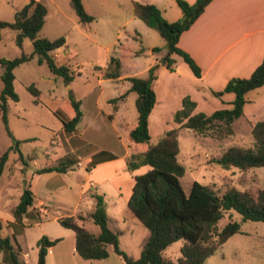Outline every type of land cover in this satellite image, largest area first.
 Masks as SVG:
<instances>
[{"label":"trees","instance_id":"obj_1","mask_svg":"<svg viewBox=\"0 0 264 264\" xmlns=\"http://www.w3.org/2000/svg\"><path fill=\"white\" fill-rule=\"evenodd\" d=\"M211 1L195 0L191 3L187 0H177L183 15L173 22L168 21L156 5L133 2L134 15L147 26L158 31L166 40L168 49V54L161 59L160 63L149 68L147 77L128 76L127 79L131 83L130 88L119 97L112 99L113 103H117L121 99H126L130 92L137 93L138 118L128 127L127 143L131 153L127 157V170L133 172L145 165H149L150 169L135 176L128 204L133 213L150 230V234L143 244L140 256L134 258L129 255L120 246V232L109 225L110 216L104 195L91 192L90 195L95 201L93 209L87 212L79 211L76 215H65L58 219L61 225L75 232L76 250L86 260L106 259L110 255V248H113L125 264H204L231 236L241 232L242 224L234 220L233 211L241 214L242 221H264V187L251 186L240 190L234 186H226L225 190L220 192L214 185L195 180L187 194L181 183L186 167L179 160V131L181 128L191 129L202 137L212 136L218 140H232L235 134L234 124L244 115L246 94L264 85V60L251 76L233 77L224 89L213 91L217 97L233 92L235 99L231 107L218 109L211 114L195 112L197 103L190 96H185L182 107L174 113V121L179 126L166 130L157 137V140H153L150 133L149 117L157 102L155 82L161 66L174 71L176 60L172 55H178L189 64L197 77L202 74L197 62L189 53L181 49L178 43L182 33L193 25ZM71 4L83 24L95 20V17L85 9L82 0H71ZM29 8H32L30 14H21ZM47 12L48 9L44 2L33 0L29 6L16 14L13 21L0 20V38H2L1 31L10 28L18 31L17 44L19 46L23 45L27 37L32 40L34 46L33 51L28 54L22 52L20 56L14 58L0 57V66L3 69L1 75L3 88L0 93L2 120L13 142V149L19 151V157L25 165L29 162L20 150V145L26 140L17 139L9 127V100L15 102L20 100L14 84L15 69L22 63L38 57L40 63L47 62L54 74L62 76L66 85H71L75 78L72 67L59 64L54 57V52L66 44V37L49 39L40 36ZM132 37L140 43V48L135 51L134 55L144 54L147 49L142 43L141 34L135 31ZM160 50L159 46L152 48L153 52ZM95 68L102 70V76L105 78H119L123 75L121 60L115 57L111 58L107 69L101 66ZM28 90L34 96V103L39 104L40 90L34 83L28 86ZM69 97L76 112L75 116L70 118L63 110H56L54 113L62 121L65 131L72 134L77 131L84 113L81 101L76 99L72 92ZM114 110H118L116 104ZM110 119H114V116L110 115ZM251 134L254 141L251 147L231 145L220 153L215 162L225 169L236 167L242 171L264 166V120L258 121L253 126ZM9 154L10 150H7L0 157V180ZM76 163H78L77 158L66 155L59 163L37 168L35 172L39 174L53 171L65 173ZM34 203L35 194L31 183L28 182L23 187L18 203L11 209L14 218L11 226H14L16 231L19 226L24 227L25 218H33L36 215L31 209ZM226 213H229L231 218H228L225 224L220 225ZM87 220L96 224L99 231L90 230L85 225ZM16 231L12 235L0 237V251L5 253L11 264H28L21 258V246L17 240ZM180 239L183 240L180 256L174 259L166 255L165 250ZM59 240L60 238L50 239L47 235H43L38 240L37 264H46L48 248Z\"/></svg>","mask_w":264,"mask_h":264},{"label":"rangeland","instance_id":"obj_2","mask_svg":"<svg viewBox=\"0 0 264 264\" xmlns=\"http://www.w3.org/2000/svg\"><path fill=\"white\" fill-rule=\"evenodd\" d=\"M60 1L63 7L60 13L55 11L54 5L49 1L52 13L48 18L44 31L50 34H58L57 37L66 36V45L61 48L57 61L60 64H67L72 67L75 73L73 82L71 85H66L62 76L54 74L46 62L40 64L37 57L15 69V89L20 96V100L10 102L9 127L15 136L27 139L22 143L20 150L26 156L27 154L34 155L26 157L30 169L59 163L66 152L70 150V146L74 145V140H66L65 136L62 135L63 123L55 113L46 105L34 103V96L28 90L30 84L35 83L36 87L41 89L47 98L54 101L53 105L59 101L62 107L66 102L70 103L69 95L72 92L76 99L84 100V106H86L89 116L93 118L97 104L106 113L114 112L108 103L109 97L118 96L126 92L125 90L131 86L129 80H105L99 83L98 71L95 68L97 65L105 68L111 56L121 60L123 74L147 77L148 71L145 70V67L153 58L151 47L167 48L166 40L159 32L137 18L130 6L128 8L123 7L122 11H112L110 9L112 12H101L99 9L96 19L90 24L91 28L87 29L90 34L87 35L88 37H83L75 27V22L78 23L79 18L70 4V0ZM106 1L108 5H113L115 0ZM23 13L24 11L21 14ZM130 18L132 20L128 22L127 20ZM0 19L13 20L14 15L0 13ZM123 22L125 25H122ZM135 30L139 31L142 43L147 48V53L139 56H135L134 53L140 48V43L133 39H126L129 32ZM67 32L69 37L65 34ZM17 34L18 31L16 30L3 29L2 38L0 39V57L14 58L20 56L22 52L28 54L33 51V42L28 37L24 39L22 46L17 44ZM2 71L3 69L0 66V73ZM0 86L1 89L3 87L1 78ZM136 98L137 93L130 92L123 102L121 114H119V117L126 118L125 121L129 123L127 127L126 122L119 117L116 118L112 126L107 125L108 129L114 133L112 141H97V143H94L95 146H105L108 144L107 142H111V149L120 156L125 149L130 148L127 143L129 137L127 128L130 124L136 122L138 118ZM236 129L234 139L240 142L243 137L241 142L244 143V146H248V136L245 135L244 131H241L240 126H237ZM91 132L88 131L87 136H90ZM153 140H157L156 135L153 136ZM179 141V160L186 167V173L181 178V183L187 194L190 192L191 185L195 180L207 185H214L220 192L224 191L226 186H234L240 190L246 188V185H242V180L245 177L240 176L242 170L236 167L225 169L215 162L220 153L231 144L228 143V139L218 140L212 136L202 137L195 134L191 129L181 128ZM12 147L13 142L2 120V110L0 108V155L4 151H11V157H9L2 176L3 180H6L5 176L10 169L15 170L21 165L23 166V174L17 176L19 185H1L0 187V211L4 216L10 218H12V206L18 203L20 199L22 193L21 180L25 177L28 169V165L22 163L19 151L14 150ZM90 148L91 145H86L79 154L86 152V150H92ZM131 149L133 150L132 147ZM68 155L75 158L77 156L75 153ZM84 161L83 159V165L79 166L76 163L68 172L59 173L54 178L49 179V185L53 186L54 191L46 200L47 206H50V212L44 218L36 214L33 218H25L24 227L19 226L17 231L14 226L12 227L14 232L16 231L17 240L23 248L21 254L28 250L33 255V264H35V255L37 256L38 248L36 239L41 227L48 228L54 225L61 227L54 220L55 216L76 215L79 211L87 212L90 208L93 209L95 201L90 195L91 192H99L104 195L110 216L109 225L112 229L120 232L121 248L134 258H138L141 254L143 244L149 236L150 230L137 216L131 219L125 214V210L129 209L123 196L126 191H122V194L116 186L124 185V187H127V185H131V180L130 182L123 178L114 181L106 180L100 184L99 188H90V192L87 194L86 191L84 192L83 187L85 184L92 185V179L88 177L89 171ZM234 171L235 173H233ZM231 178H233V181ZM44 180H46V177ZM246 184L252 185L253 183L247 179ZM232 213L234 214H232L234 220L241 222L242 230L231 236L215 252L217 254L212 260H208L210 257L207 259V263L264 264V221H242L239 212L233 211ZM230 216L229 213H226L220 225L225 224L226 220L231 218ZM88 227L93 231L98 230V226L94 223L89 224ZM182 244V239L173 242L165 250V254L177 259L181 254ZM222 253L226 254L225 257Z\"/></svg>","mask_w":264,"mask_h":264},{"label":"crops","instance_id":"obj_3","mask_svg":"<svg viewBox=\"0 0 264 264\" xmlns=\"http://www.w3.org/2000/svg\"><path fill=\"white\" fill-rule=\"evenodd\" d=\"M41 1L47 6L48 12L45 18V24L41 30L42 33L40 32V36L49 39L58 38V34H50L48 32L46 33L44 31V27L46 26L48 18L52 13L49 1L52 2L57 13H60L63 10L61 1ZM82 1L87 12L93 15L95 19L99 9L101 12H109L111 11L110 9H112V11H122L123 7L128 8V6H130V8L133 10L134 1L156 5L161 9L163 16L170 22L180 19L183 15V11L177 3V0H115L113 5H108L106 0ZM187 1L191 3L195 2V0ZM30 4L31 0H0V13H9V15H14L15 19L16 14ZM27 10V14L32 12V8ZM131 20L132 19L130 18L127 21L129 22ZM92 22L83 24L79 19L78 23L75 22V27L79 30V33L83 37H88L87 35L90 33L87 32V29L91 28L90 24ZM122 25H125L124 22ZM135 31L129 32V36L126 39H133L132 35L135 33ZM65 34L67 37H69L68 32ZM178 45L181 49L185 50L193 57V59L200 66L202 74L200 77H197L193 73L189 64L178 55H172V57L176 60L174 64V71L167 69L165 66H161L158 73V78L155 82L157 102L149 117L150 133L152 137L154 135L158 137L166 130L179 126L178 123L174 121V113L182 107V101L185 96H190L197 103L195 112H205L207 114H211L218 109L232 106L231 103L235 99V94L233 92H227L221 97H217L213 94V91H220L224 89L228 81L233 77L251 76L253 71L264 60V0H212L207 5L205 11L193 23V25L182 33ZM61 48L54 52L56 61L57 57L60 56ZM152 48L153 47H151L153 58L145 67L146 71H149V68L154 64L160 63L161 59L168 54L167 48H161L159 52H153ZM145 53H147V50ZM111 58L112 57L110 56L109 62L104 69H107V67L110 65ZM97 71L99 83H102L105 80L124 81L128 80V76H131L123 74L119 78H105L102 76V70ZM1 75L2 73H0V78ZM2 88L0 89V93ZM129 88L130 87H128L127 90ZM39 90V104L46 105L53 112L56 110H63L70 118L75 116L76 112L71 104V101L70 103L66 102L63 105L64 108L61 106L59 101L53 105L54 101L47 98L41 89ZM122 94L123 93L119 94L118 96ZM118 96L113 95L108 99V103L111 105V108L114 112L106 113L102 110L101 106L97 104V109H95L93 113V118L89 116L87 108L84 106V100L79 99L81 101V108L83 110L84 117L78 125L77 131L69 134L65 131L64 126L61 130L62 135L65 136L66 140H74V145L70 146V150L66 152V155L75 153L77 155L76 158L78 160L79 166L83 165V159L85 160V166L89 171L88 177L92 179V185L85 184L83 187L84 192L86 191L88 194L90 192V188H99L100 184L106 180L114 181L118 180L119 178H123L129 180V182L131 180V185H127V187H124V185L116 186L118 187L120 193H122L124 190L126 191L125 194H122L125 198V201L128 203L132 194L135 176L147 172L150 169V166L145 165L133 172H129L127 170V157L131 153L129 149H125V151L120 156V154L115 153L111 149V142H107L108 144L105 146L94 145V143H97V141L105 142L104 140L110 141L112 137L114 138V133H112L113 131H110L107 125L112 126L115 119L119 117V114H121V108L125 99L116 103L118 107L117 111L114 110L115 103H113L111 100ZM246 99L247 102L244 106V115L235 122V134L233 135V140L228 141V143H231L228 145V147L235 144L244 146V143L241 142L243 137L241 138L240 142L234 139L237 126H240L241 131H244L245 135L249 138L248 146L245 147H251L254 142L251 134L253 126L258 121L264 120V85L250 90L246 94ZM11 101L13 100H9V104ZM110 115H113L114 119H110ZM119 118L126 122L125 117L120 116ZM127 124L129 123L126 122V127ZM88 125L90 126L88 127ZM88 131H92L90 136H87ZM127 131L129 133V128H127ZM15 137L20 140H27L22 137ZM86 145H91L92 150H86V152L79 154V152L82 151L81 149L86 147ZM24 156L28 158L34 155L27 154L26 156L24 154ZM9 157H11L10 154ZM48 165L49 164L46 166ZM44 166L45 165L37 166L33 169H30L31 167L28 165L26 175L21 180L22 191L24 185L28 184V182L31 183V188L35 194V203L31 209L32 211L34 210V213H38V215L42 216L43 218L50 212V206H47L46 200H48V197L54 191L53 186L49 185V179L54 178V176L60 173L56 171L42 174L35 172L37 168ZM22 169V165L15 170L10 169L9 173L5 176L6 180H3L2 175L0 187L1 185H19L17 183V176L18 174H23ZM233 173H235V171ZM240 173L241 177L245 176L242 180V185H246V188H250L251 186L264 187V166L250 168L249 170L240 171ZM45 177L46 180H44ZM231 179L233 181V178ZM247 179L253 184L247 185ZM126 205L129 209L125 210V214L128 215L129 218L134 219L136 215L129 207V204ZM89 210H91V208ZM60 217L62 216H55L54 220H56L61 227L54 225L47 228L42 226L40 229L41 231L39 232L36 239L38 242V240L43 235H47L50 239L60 238V240L55 245L48 248L46 264H125L124 260L114 252L113 248H110V255L106 259L86 260L82 258L76 250L75 232L72 229L61 225L58 220ZM12 222H14L13 215L12 218H10L8 216H4L0 211V237L12 235L14 233V230L11 226ZM91 223H93L91 220H87L85 225L88 227V225ZM98 231L99 227L98 230L94 232ZM22 249L23 248L21 247V253L23 252ZM216 254L211 256L208 260H212ZM222 255L225 257L226 254L222 253ZM38 256L39 247L37 248V256L35 255V264L38 262ZM21 258L28 264L34 263L33 255L28 250L21 254ZM208 260L204 264H209L207 263ZM0 264H11L7 260V256L3 251H0Z\"/></svg>","mask_w":264,"mask_h":264},{"label":"water","instance_id":"obj_4","mask_svg":"<svg viewBox=\"0 0 264 264\" xmlns=\"http://www.w3.org/2000/svg\"><path fill=\"white\" fill-rule=\"evenodd\" d=\"M32 2H33V0H31V3H32ZM27 12H28V10H27V9H25L23 14H24V15H26V14H27Z\"/></svg>","mask_w":264,"mask_h":264}]
</instances>
